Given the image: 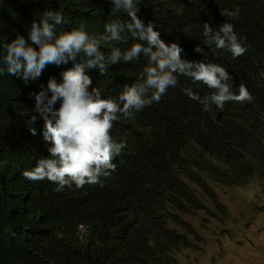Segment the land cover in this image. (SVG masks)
<instances>
[{
    "label": "clouds",
    "instance_id": "1",
    "mask_svg": "<svg viewBox=\"0 0 264 264\" xmlns=\"http://www.w3.org/2000/svg\"><path fill=\"white\" fill-rule=\"evenodd\" d=\"M257 38L264 0H0V264L223 252L218 188L264 183Z\"/></svg>",
    "mask_w": 264,
    "mask_h": 264
},
{
    "label": "rangeland",
    "instance_id": "2",
    "mask_svg": "<svg viewBox=\"0 0 264 264\" xmlns=\"http://www.w3.org/2000/svg\"><path fill=\"white\" fill-rule=\"evenodd\" d=\"M256 188L220 187L227 220L220 223L222 251H184L183 264H264V183Z\"/></svg>",
    "mask_w": 264,
    "mask_h": 264
},
{
    "label": "trees",
    "instance_id": "3",
    "mask_svg": "<svg viewBox=\"0 0 264 264\" xmlns=\"http://www.w3.org/2000/svg\"><path fill=\"white\" fill-rule=\"evenodd\" d=\"M149 1H154L159 4V6H162L165 3V0ZM251 55L255 58L256 62H264V39H256V44ZM148 136L153 137L151 134H148ZM188 142H190V137L188 135L184 137L171 134L156 138L154 144L152 141H144L142 145L135 142L134 149L139 150V148L142 147V150L138 152L141 153L144 158L145 171L149 172L156 167L155 163L160 160V157L182 150ZM260 164V166L264 168V152L260 153ZM76 264H95V260Z\"/></svg>",
    "mask_w": 264,
    "mask_h": 264
}]
</instances>
